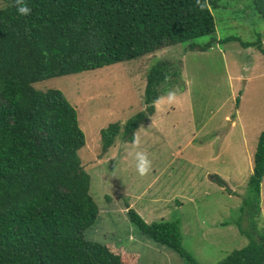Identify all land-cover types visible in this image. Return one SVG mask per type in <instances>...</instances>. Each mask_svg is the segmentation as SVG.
<instances>
[{
    "label": "trees",
    "instance_id": "trees-1",
    "mask_svg": "<svg viewBox=\"0 0 264 264\" xmlns=\"http://www.w3.org/2000/svg\"><path fill=\"white\" fill-rule=\"evenodd\" d=\"M230 1H242L239 10H254L264 21V0ZM3 2L0 264H132L131 255L121 256L106 244L87 238L100 210L90 193L91 175L79 155L86 135L77 108L62 91L38 90L34 84L182 43H188L187 50H207L218 40L211 6L216 9L227 5L222 0H201L206 4L201 10L195 0H25L30 12L21 15L15 0ZM204 35L210 40L195 42ZM229 39L236 38L224 37L219 42ZM242 45L264 54L262 35ZM179 76V68L171 61L156 60L147 74L145 113L139 111L124 124L111 123L102 128V149H109L119 138L132 142L135 129L147 115L154 114L155 102L171 90ZM263 178L264 131L254 153L248 182L251 193L248 191L244 198L257 228L255 217L260 212ZM218 179L222 186V179ZM128 215L140 233L177 251L186 264H202L183 246L178 220L149 223L132 207ZM258 232L257 236L248 233L251 237L245 247L216 264H264V228ZM125 241L131 250L134 239Z\"/></svg>",
    "mask_w": 264,
    "mask_h": 264
},
{
    "label": "rangeland",
    "instance_id": "rangeland-1",
    "mask_svg": "<svg viewBox=\"0 0 264 264\" xmlns=\"http://www.w3.org/2000/svg\"><path fill=\"white\" fill-rule=\"evenodd\" d=\"M222 1L227 8L211 6L218 40L207 50H187L188 43H182L34 84L38 90L62 91L77 108L86 135L79 155L91 175L90 193L100 210L87 238L121 256L131 255L132 264L186 261L177 251L140 233L129 218V207L149 223L178 220L183 246L202 264L218 263L245 247L248 233L257 236L264 228V178L255 217L258 228L244 204L254 153L264 131V54L242 45L260 35L264 45V21L254 10H239L242 1ZM224 37L236 39L219 42ZM210 38L204 35L195 42L203 44ZM158 59L179 68L180 76L170 90L174 99L169 102L167 92L155 102L154 114L134 131L141 138L138 147L119 138L103 150L102 128L124 124L139 111L145 113L147 74ZM136 151H144L151 160L143 176L135 170ZM127 239H134L131 250L125 246Z\"/></svg>",
    "mask_w": 264,
    "mask_h": 264
},
{
    "label": "clouds",
    "instance_id": "clouds-1",
    "mask_svg": "<svg viewBox=\"0 0 264 264\" xmlns=\"http://www.w3.org/2000/svg\"><path fill=\"white\" fill-rule=\"evenodd\" d=\"M16 10L18 14L27 15L30 12V8L27 6L25 0H15ZM195 4L201 10L206 7L205 3H202L201 0H195ZM169 102L174 99V93L169 91L167 94ZM141 142V138L137 134H133L132 138V145L133 147H138ZM134 160H135V170L138 175H145L149 172L151 168V160L149 159L147 153L144 151H136L134 153Z\"/></svg>",
    "mask_w": 264,
    "mask_h": 264
}]
</instances>
